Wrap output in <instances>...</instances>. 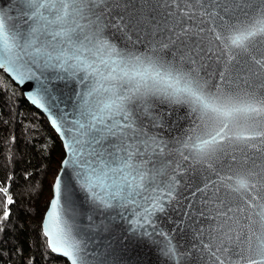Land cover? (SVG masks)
Returning a JSON list of instances; mask_svg holds the SVG:
<instances>
[{
	"label": "snow or ice",
	"instance_id": "6c2138e0",
	"mask_svg": "<svg viewBox=\"0 0 264 264\" xmlns=\"http://www.w3.org/2000/svg\"><path fill=\"white\" fill-rule=\"evenodd\" d=\"M0 69L36 88L28 99L64 138L61 166L75 185L55 177L42 233L67 264H89L71 212L77 186L128 220L133 235L115 238L124 252L136 236L161 237L174 264H264V0H16L0 8ZM69 80L71 111L55 87ZM163 104L191 118L175 144L151 132ZM189 170L206 176L191 193L203 204L199 255L155 220ZM0 193L3 224L14 201Z\"/></svg>",
	"mask_w": 264,
	"mask_h": 264
},
{
	"label": "water",
	"instance_id": "95a60500",
	"mask_svg": "<svg viewBox=\"0 0 264 264\" xmlns=\"http://www.w3.org/2000/svg\"><path fill=\"white\" fill-rule=\"evenodd\" d=\"M15 3L16 0H12L11 3L9 0H0V8H3L5 11H9ZM162 12L163 9H161V13ZM157 18L161 19L159 16ZM145 24L147 26V21H145ZM106 31L116 32V29L110 28ZM111 39L118 46H123L122 40L124 38L120 33H116V35L112 36ZM145 39V36L142 35L141 40L144 41ZM133 40H135V36H133ZM136 47L144 49L145 43H138ZM0 71H2L12 81V83L18 87L25 100L44 115L47 122L58 137L63 156L58 163L57 172L50 185L51 199L52 184L57 175L64 173L62 179L66 183L75 185V177L72 168L69 167L67 169H62L61 166V161L65 158L64 138L51 123L53 113L43 111L38 106L33 104L30 99H28V93L35 92L36 88H30L27 83L20 85L11 79L9 73L2 69H0ZM55 87L66 99L67 110L71 111L75 101V93L77 91L75 82L71 80L67 82H58ZM173 110H175V115H173ZM186 111V108L183 106L167 104L156 106L152 110V117L160 122V126L151 127V132L158 133L160 137L171 144L177 143L179 138L188 131L191 118L189 117L187 120L184 119ZM55 115L58 118L59 113L56 112ZM148 119L149 117H145L146 128L150 127ZM205 179L206 176L203 172L198 173L193 172L192 170L186 172L180 186L177 189L176 199L166 206L163 213H157L155 217L156 228L158 230H163L169 233L173 239V243H178L181 247H188L189 251L194 252L196 255H199V250L193 248L192 245H195L200 238L196 229L200 227L199 221L201 219L199 217L198 209L203 207V204L196 198L192 197L191 193L194 191L196 183H199L202 187ZM0 187H2V185H0ZM6 187L9 191V184H7ZM75 192V196H72V191L70 189L69 195L75 201L74 208L71 212L76 217L77 223L82 229V238L86 243V250L89 255V264H174V261L165 255L163 244L155 242L162 239L161 237L136 236V243L134 246L127 252L122 251L120 245L115 242V238L120 235H133L127 231L130 227L128 220L122 219L117 215V212L120 211L119 209H101L92 204L91 201L85 200V195L79 190L78 186L76 187ZM197 195L199 196L200 194ZM49 201L41 218V232L42 223L45 218V213L48 210ZM190 203L192 205L191 208H189ZM88 217H91V219ZM125 247H127V244ZM62 258L67 262V258ZM188 260L192 261V256H188ZM197 264H199V262H197Z\"/></svg>",
	"mask_w": 264,
	"mask_h": 264
},
{
	"label": "trees",
	"instance_id": "16d2710c",
	"mask_svg": "<svg viewBox=\"0 0 264 264\" xmlns=\"http://www.w3.org/2000/svg\"><path fill=\"white\" fill-rule=\"evenodd\" d=\"M62 156L44 115L0 71V185L9 184L14 201L9 219L0 224V264H67L49 250L40 229L50 199L51 166ZM4 199L0 193V215Z\"/></svg>",
	"mask_w": 264,
	"mask_h": 264
},
{
	"label": "rangeland",
	"instance_id": "374dc122",
	"mask_svg": "<svg viewBox=\"0 0 264 264\" xmlns=\"http://www.w3.org/2000/svg\"><path fill=\"white\" fill-rule=\"evenodd\" d=\"M57 169H58V163H57V161H55L54 164L51 166V171H50V174L48 176V180L53 179V177L55 176V174L57 172ZM46 194H49V192H46ZM46 194H45V197L47 196ZM41 218H42V216H41ZM40 222H41V220H40Z\"/></svg>",
	"mask_w": 264,
	"mask_h": 264
},
{
	"label": "bare ground",
	"instance_id": "6f19581e",
	"mask_svg": "<svg viewBox=\"0 0 264 264\" xmlns=\"http://www.w3.org/2000/svg\"><path fill=\"white\" fill-rule=\"evenodd\" d=\"M41 113V112H40Z\"/></svg>",
	"mask_w": 264,
	"mask_h": 264
}]
</instances>
